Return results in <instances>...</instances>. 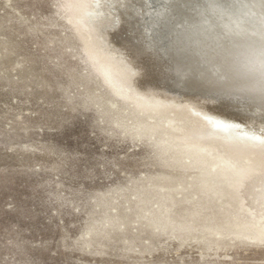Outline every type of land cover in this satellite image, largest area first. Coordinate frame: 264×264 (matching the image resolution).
<instances>
[{
	"label": "rangeland",
	"instance_id": "obj_1",
	"mask_svg": "<svg viewBox=\"0 0 264 264\" xmlns=\"http://www.w3.org/2000/svg\"><path fill=\"white\" fill-rule=\"evenodd\" d=\"M223 2L245 8L0 0V264H264V105L193 93L167 52L201 31L175 9ZM118 62L179 99L146 104ZM198 95L233 112L238 137L187 102Z\"/></svg>",
	"mask_w": 264,
	"mask_h": 264
},
{
	"label": "bare ground",
	"instance_id": "obj_2",
	"mask_svg": "<svg viewBox=\"0 0 264 264\" xmlns=\"http://www.w3.org/2000/svg\"><path fill=\"white\" fill-rule=\"evenodd\" d=\"M242 1V5L245 6L244 9H240L238 8L240 6L233 5L230 2H223L218 6L212 5L205 7L201 12H197L196 16H192L193 14L189 16L185 13H182L183 11L181 12L179 9H175L174 13L178 14L185 24H190L191 26L194 25L197 30L199 29L201 31L196 32L197 37L195 40H192V42L191 40H187L185 42L182 40L171 41L167 45V52L171 57V60L174 62L175 66L181 73V84H183L193 93H207L219 96L239 95L246 99H249L251 102H253L252 104L263 106L264 0ZM144 19L145 17L143 18V20ZM114 26L115 28L119 29L120 23L117 22ZM105 27L106 25L101 28L103 30L102 36L106 31ZM143 32L145 33L146 31ZM192 38H194V36ZM118 63L121 66V70L118 76L115 78L117 79V82H119L123 88L132 92L139 99L146 102V104L158 109L162 107V105H160L162 101L170 100V98H174L175 100L179 99V96L172 94V92H168L167 89L161 91L158 90V92L152 93L151 90L147 89L146 86L144 87L142 83L139 82L137 83V85L132 83L133 80H131V72L127 70L128 68L125 67L126 65H122L120 62ZM147 63L149 64L147 65L143 63V66H141L142 64L140 65L143 71L144 69L145 72L153 69L152 71H155L154 75H158V72L160 71L161 73L166 75V77H163L164 82H167L169 84H174L176 82L173 72L170 71V69L165 70V67H163L158 60L150 59ZM111 64L112 62L110 60V65ZM193 98V100L187 99V102L193 103L196 108L201 109L200 113L203 116H207L208 118H210L208 121L209 123H216L221 127H225L226 129H223L224 131H221L220 129L219 130L228 137H238V133L235 134L236 132H233L234 130H236V128L234 127V121H232L231 119L236 117L232 114V111H229V109L217 105L218 103L216 102H211L213 101V98L211 97L198 95L193 96ZM220 100L221 99H219L218 102H220ZM206 102H210L211 105L207 107ZM189 107L191 106L189 105ZM246 108H249V106ZM188 110L190 111V108ZM171 119L170 121L172 123L176 120V118H173L172 120ZM214 128L218 130L219 127L214 126ZM240 137L250 138L248 136L246 137V135H241ZM255 140L257 142L263 143V141L261 140ZM220 163H222V161H220ZM220 172H224L223 168L220 169Z\"/></svg>",
	"mask_w": 264,
	"mask_h": 264
}]
</instances>
